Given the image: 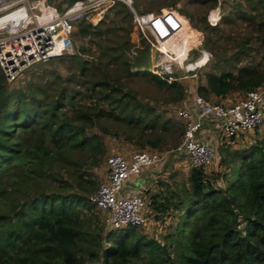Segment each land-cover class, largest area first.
Returning <instances> with one entry per match:
<instances>
[{"label": "trees", "instance_id": "obj_1", "mask_svg": "<svg viewBox=\"0 0 264 264\" xmlns=\"http://www.w3.org/2000/svg\"><path fill=\"white\" fill-rule=\"evenodd\" d=\"M75 1L55 7L63 12L62 3ZM246 2L247 12L235 6L239 18L258 20L255 42L245 37L228 50H209L216 59L195 88L207 101L264 85V0ZM115 6L113 23L75 22L73 37L87 46L49 59L67 62L68 76L38 74L13 85L0 69V264H264V128L253 132L251 143L222 146L223 185L216 171L190 166L185 182L150 198L155 219L178 214L163 242L138 226L104 233L89 198L104 178L94 169L109 153L105 137L137 150L176 147L183 124L159 103L177 107L188 92L180 78L149 70L150 43L136 47L128 31V38L119 34L132 13L124 3ZM199 22L202 28L192 27H220L208 25L205 15ZM209 42L207 35L204 49ZM137 78L163 99L136 91Z\"/></svg>", "mask_w": 264, "mask_h": 264}, {"label": "built area", "instance_id": "obj_2", "mask_svg": "<svg viewBox=\"0 0 264 264\" xmlns=\"http://www.w3.org/2000/svg\"><path fill=\"white\" fill-rule=\"evenodd\" d=\"M114 1L77 0L59 12L48 0H0V69L5 80L12 83L31 65L67 54L73 48L75 22ZM119 1L129 7L134 24L149 32L162 61L171 59L172 43L177 41L183 27L181 16L173 10L138 13L131 7V0ZM166 71L171 72L169 68ZM194 105L196 112L186 108L176 111V117L183 124L176 147L162 152L109 151L102 167L105 176L89 198L103 215L105 231L148 224V204L143 193H123L124 184L132 175L161 162L172 152L186 154L190 166L205 168L212 163L213 148L199 138L204 118L217 121V129L231 142L264 127V85L230 103L211 102L197 95ZM251 140L250 137L246 141L251 143ZM109 141L113 144L117 139L111 137Z\"/></svg>", "mask_w": 264, "mask_h": 264}, {"label": "rangeland", "instance_id": "obj_3", "mask_svg": "<svg viewBox=\"0 0 264 264\" xmlns=\"http://www.w3.org/2000/svg\"><path fill=\"white\" fill-rule=\"evenodd\" d=\"M49 3L52 4H58L62 0H48ZM76 2V1H75ZM75 2H73L71 5H73ZM121 2L119 0H115L111 3H105L101 5L96 10L90 11L88 18H84L86 22H90V24L94 25L100 22L101 20L105 19V23L112 22L114 19V8H116V3ZM122 3V2H121ZM237 3H240V6H235ZM125 4V3H124ZM168 4H171L169 6ZM70 5V6H71ZM131 7L138 13H161L162 10H173L176 13H178L181 16V19L183 21V27L178 32L179 36L177 38V41H174L172 43V53H171V59L162 61V56L158 53V51L155 49V41L149 34L147 30H141L139 26L134 24L133 20L131 19V22H128L124 20L122 24H120L121 27L119 34H122L123 38L130 39L131 42L136 44L137 46L142 45V41L146 40L151 45V58H150V64H149V70L155 74H158L160 76H164V74H168L166 70L171 71L169 74L172 75V77H178L180 78L187 87L189 86L190 82H193L194 84L198 83V80L200 78H203L205 72L211 71L212 64H214L215 57H212V54L209 52V50H212L217 47H224L227 50L232 48L235 44V42H241L245 39V37H250V40L255 42V36L257 35L258 31V20H249V19H241L239 18V10L237 8H240L243 11H249V5L246 2V0H216V3H212L211 1L202 2L198 0H131L130 3ZM62 8H67L68 6L66 3H62ZM129 8V7H128ZM64 9V10H65ZM130 10V9H129ZM186 15H189L193 20H189ZM206 16V21L208 25L210 26H220L219 29H213L212 31L208 32L206 30H198L194 27H192V24H196L199 28H202V23L199 22V20ZM230 15L232 17L231 21L226 20L225 16ZM200 18V19H199ZM83 19V18H82ZM113 23V22H112ZM113 26L112 29H116L117 27ZM263 29V28H262ZM128 31V37L125 34ZM264 34V29L261 32ZM209 36L210 42L207 43L206 46H208V50L203 48V44L205 43L206 36ZM122 39V38H121ZM85 39H80L73 37V48L67 52V54H73L77 52L78 46L83 44L84 46H87ZM251 42V43H253ZM66 54V53H65ZM63 54V55H65ZM136 54V53H135ZM253 55L252 58H255V60L259 61L261 55L256 54L255 52H251ZM61 55V56H63ZM205 57V61L200 66H195L193 68L189 67L190 64H195L201 57ZM88 56L84 55V58H87ZM202 57V58H203ZM247 59H242L241 62H246ZM161 64V65H160ZM69 64L67 62H60L56 60H47L45 62H37L33 65H31L27 70H25L14 82L13 85H17L18 83L22 84L25 82L28 78H34L38 76V74H46L48 77H50V73L55 72L56 74L65 77L68 76L69 73L66 70V67ZM159 65V66H158ZM114 67V66H112ZM117 67V66H116ZM142 78H137L135 81H133L134 85L133 88L139 93H147L149 96H155V98L161 100L163 99L162 92H159L155 89H151V91H148L144 84L142 83ZM244 94H234L232 96H229V99L232 102L241 100L244 98ZM213 100H210L211 102H216L214 98ZM209 101V100H208ZM152 102V101H150ZM219 102H225L224 100H219ZM161 105L160 108H168L170 112L174 115H176V111L180 109V106L174 107L175 105L166 104L163 105V103H159ZM174 115V116H175ZM173 117V116H172ZM181 122V120H179ZM262 127L261 129H257V133L260 134L263 131ZM251 133V132H250ZM256 134V133H255ZM222 136L225 138V142L222 144V146L231 147V148H237L233 147L232 145L239 144L237 143V140L234 142H231V140L226 137L224 134ZM249 137H254V135H250L248 133H244L243 136H241V140L245 141L248 140ZM111 137H105V141L108 144L109 151L111 149L116 150L117 152L121 151H129L130 153L136 152L137 148L122 143L120 141H116L115 143H110ZM239 139V138H237ZM111 145V146H110ZM220 146L217 151L214 150L215 157L211 164H209L207 167H205L206 171L208 173H211V171H216L218 173L217 176V182H219L221 185H223L224 181L222 180V173L217 171L218 168V162L215 161L218 159L219 154H221L222 151H224L223 147ZM172 147H169L170 150ZM218 152V153H217ZM173 153V152H172ZM169 153L167 156H169ZM177 154V153H176ZM110 155V153H108ZM223 155V154H222ZM166 156V157H167ZM107 157V156H106ZM165 157V158H166ZM103 165V164H102ZM223 167L221 168V170ZM96 172V177L100 180L105 176V172L101 166L94 169ZM223 171V170H222ZM181 175L179 176L178 182H185L187 178V170L180 171ZM151 208L148 206V224L146 226H139V231H142V233H145L147 236L157 239L158 241L163 242L165 234L172 231V227L174 226V223L177 220V213L171 212L169 215L161 216L159 219L154 218V214L150 212ZM94 214L99 218V221L102 222L103 215L98 212L95 208L93 209ZM104 233H105V227H103Z\"/></svg>", "mask_w": 264, "mask_h": 264}, {"label": "crops", "instance_id": "obj_4", "mask_svg": "<svg viewBox=\"0 0 264 264\" xmlns=\"http://www.w3.org/2000/svg\"><path fill=\"white\" fill-rule=\"evenodd\" d=\"M196 84L189 83L188 92L184 103L180 104V108H186L196 112L194 105V98L196 95ZM232 102L229 97L225 99V103ZM218 122L211 118H204L199 138L205 140L217 151L226 141L222 136V132L217 129ZM250 134V133H248ZM250 135H253L251 133ZM250 138V137H249ZM236 141V140H235ZM246 140H241V137L237 139V143L232 145L233 147L243 146ZM218 153V152H217ZM218 159L215 161L218 162ZM190 168V162L186 154L172 153L166 158L153 166L144 168L140 173L132 175L124 184V194L143 193L146 197L147 204L149 206L150 198L155 195L165 194L166 185H171L175 181H179L180 171L188 170ZM152 209L150 210V212ZM152 213V212H151ZM153 214V213H152Z\"/></svg>", "mask_w": 264, "mask_h": 264}, {"label": "bare ground", "instance_id": "obj_5", "mask_svg": "<svg viewBox=\"0 0 264 264\" xmlns=\"http://www.w3.org/2000/svg\"><path fill=\"white\" fill-rule=\"evenodd\" d=\"M202 57H203V56H202ZM202 57H201V59H199L195 64H190L189 67L193 68V67H195V66H200L201 64H203L204 61H205V57H203V58H202Z\"/></svg>", "mask_w": 264, "mask_h": 264}]
</instances>
